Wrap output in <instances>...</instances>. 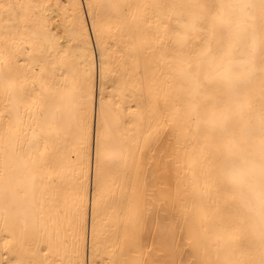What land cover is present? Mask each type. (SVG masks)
Masks as SVG:
<instances>
[{"label": "bare ground", "instance_id": "6f19581e", "mask_svg": "<svg viewBox=\"0 0 264 264\" xmlns=\"http://www.w3.org/2000/svg\"><path fill=\"white\" fill-rule=\"evenodd\" d=\"M0 264H264V0H0Z\"/></svg>", "mask_w": 264, "mask_h": 264}]
</instances>
